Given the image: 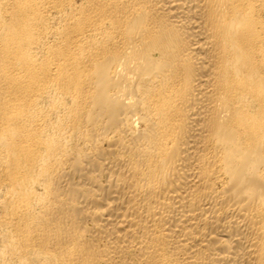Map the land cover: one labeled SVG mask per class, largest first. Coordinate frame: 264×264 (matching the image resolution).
Listing matches in <instances>:
<instances>
[{
  "label": "bare ground",
  "instance_id": "6f19581e",
  "mask_svg": "<svg viewBox=\"0 0 264 264\" xmlns=\"http://www.w3.org/2000/svg\"><path fill=\"white\" fill-rule=\"evenodd\" d=\"M0 264H264V0H0Z\"/></svg>",
  "mask_w": 264,
  "mask_h": 264
}]
</instances>
